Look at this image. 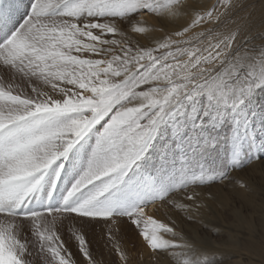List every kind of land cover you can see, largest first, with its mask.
Wrapping results in <instances>:
<instances>
[{
    "label": "snow or ice",
    "instance_id": "obj_1",
    "mask_svg": "<svg viewBox=\"0 0 264 264\" xmlns=\"http://www.w3.org/2000/svg\"><path fill=\"white\" fill-rule=\"evenodd\" d=\"M241 8L0 0V264H77L65 231L98 264L86 230L115 241L124 218L153 264H215L155 212L193 219L197 189L264 158V42H249Z\"/></svg>",
    "mask_w": 264,
    "mask_h": 264
},
{
    "label": "rangeland",
    "instance_id": "obj_2",
    "mask_svg": "<svg viewBox=\"0 0 264 264\" xmlns=\"http://www.w3.org/2000/svg\"><path fill=\"white\" fill-rule=\"evenodd\" d=\"M237 15L251 22L249 42H264V27L260 23L264 17V0H243V8L237 10ZM146 19L151 24L158 23L155 18ZM141 43L146 41L141 40ZM232 177V182L228 184L197 189L205 194L204 203L207 207L201 208L198 215L192 213L193 219L188 218V213L176 209L161 208L155 212L156 219L174 226L177 232L194 240L198 247L210 254V246L213 245L216 251L212 253L215 264H246L247 261L239 259L237 254L240 235L264 233L261 229L264 224V158L245 163L232 173ZM237 181L246 184L247 188H241ZM208 193H211V199H207ZM114 235L115 241H110L103 225H95L86 230V239L98 264H121L113 247L116 241L128 253L129 264H153L145 242L126 218L119 222V231ZM237 237L239 240L236 242ZM63 239L77 264H84L76 241H69L66 231ZM161 260L163 264H175L170 258ZM33 264H43V261L37 256Z\"/></svg>",
    "mask_w": 264,
    "mask_h": 264
},
{
    "label": "bare ground",
    "instance_id": "obj_3",
    "mask_svg": "<svg viewBox=\"0 0 264 264\" xmlns=\"http://www.w3.org/2000/svg\"><path fill=\"white\" fill-rule=\"evenodd\" d=\"M261 229L264 232V224ZM238 240L239 237H237L236 242ZM210 247H212L210 252L216 253L213 248L214 246L212 245ZM237 254L239 259L247 261L246 264H264V233H254L253 236L240 235Z\"/></svg>",
    "mask_w": 264,
    "mask_h": 264
}]
</instances>
